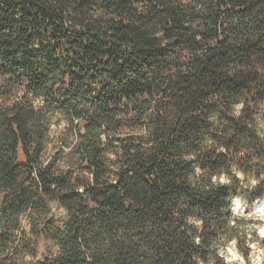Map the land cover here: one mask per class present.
Masks as SVG:
<instances>
[{"label": "trees", "instance_id": "obj_1", "mask_svg": "<svg viewBox=\"0 0 264 264\" xmlns=\"http://www.w3.org/2000/svg\"><path fill=\"white\" fill-rule=\"evenodd\" d=\"M236 200L264 201V0H0V264H264Z\"/></svg>", "mask_w": 264, "mask_h": 264}, {"label": "rangeland", "instance_id": "obj_2", "mask_svg": "<svg viewBox=\"0 0 264 264\" xmlns=\"http://www.w3.org/2000/svg\"><path fill=\"white\" fill-rule=\"evenodd\" d=\"M61 127H54V131L59 133L61 128L64 127L61 124ZM54 132L53 136H55V142L50 147L49 153L51 156L58 155L59 153V142L56 140V133ZM264 202V201H263ZM234 212L237 215L244 214L246 219L251 223L254 229H257L258 234L264 235V206L260 207V202H257L253 205L249 203H243L242 201L236 200L234 204ZM43 251V249H42ZM230 263H237V264H245L238 253L235 251L234 247L229 248L226 251L225 255ZM255 264H259L260 262V253L256 252L254 255Z\"/></svg>", "mask_w": 264, "mask_h": 264}, {"label": "bare ground", "instance_id": "obj_3", "mask_svg": "<svg viewBox=\"0 0 264 264\" xmlns=\"http://www.w3.org/2000/svg\"><path fill=\"white\" fill-rule=\"evenodd\" d=\"M263 206H264V202L261 201V202H260V207H263Z\"/></svg>", "mask_w": 264, "mask_h": 264}]
</instances>
